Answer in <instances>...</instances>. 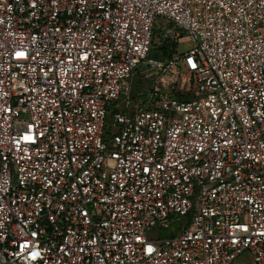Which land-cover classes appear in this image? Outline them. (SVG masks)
I'll use <instances>...</instances> for the list:
<instances>
[{
  "label": "built area",
  "instance_id": "2783aa9c",
  "mask_svg": "<svg viewBox=\"0 0 264 264\" xmlns=\"http://www.w3.org/2000/svg\"><path fill=\"white\" fill-rule=\"evenodd\" d=\"M0 264H264V0H0Z\"/></svg>",
  "mask_w": 264,
  "mask_h": 264
},
{
  "label": "rangeland",
  "instance_id": "374dc122",
  "mask_svg": "<svg viewBox=\"0 0 264 264\" xmlns=\"http://www.w3.org/2000/svg\"><path fill=\"white\" fill-rule=\"evenodd\" d=\"M179 35H180L179 42H175V41H172L171 39L165 37L163 35V33H161V32L156 33V35L154 37L153 50L151 52L150 57L167 63V62H169V61H171L177 57H180V55L185 54L186 52L190 51L191 49H193L194 43L188 41L187 37L183 33H179ZM167 41H172L173 43L176 44L175 51L171 55L170 58L166 57L165 59H159L158 58L159 55L156 53V51H157L156 49L160 45H162L164 42H167ZM147 75H149V74H144V75H140V76L138 75L133 79L132 85H133V91L134 92L136 90L143 91L146 88L150 87L151 81L149 79L150 77L149 76L147 77Z\"/></svg>",
  "mask_w": 264,
  "mask_h": 264
},
{
  "label": "trees",
  "instance_id": "16d2710c",
  "mask_svg": "<svg viewBox=\"0 0 264 264\" xmlns=\"http://www.w3.org/2000/svg\"><path fill=\"white\" fill-rule=\"evenodd\" d=\"M154 44V42H153ZM175 48H176V44L173 43L172 41H167V42H164L162 45H160L156 50V53L159 55V59H165L166 57L170 58L171 55L174 53L175 51ZM153 50V46H152V49L150 51V55H151V52Z\"/></svg>",
  "mask_w": 264,
  "mask_h": 264
}]
</instances>
